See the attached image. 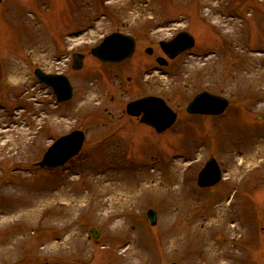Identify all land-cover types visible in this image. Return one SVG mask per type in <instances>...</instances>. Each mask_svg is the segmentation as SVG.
<instances>
[{
	"label": "rangeland",
	"instance_id": "obj_1",
	"mask_svg": "<svg viewBox=\"0 0 264 264\" xmlns=\"http://www.w3.org/2000/svg\"><path fill=\"white\" fill-rule=\"evenodd\" d=\"M182 31L194 47L157 70L158 43ZM113 32L134 38L136 49L126 62L103 65L89 51ZM74 53L84 56L79 72L70 68ZM35 68L67 76L71 100L57 103ZM201 91L228 100L222 118H187ZM143 95L177 113L166 133L122 115ZM74 130L85 135L80 154L54 172L39 169L47 147ZM210 156L222 178L200 190L197 174ZM118 170L144 192L124 213L93 195ZM139 171L147 173L141 180ZM159 179L163 192L154 197ZM226 259L264 264V0H2L0 264Z\"/></svg>",
	"mask_w": 264,
	"mask_h": 264
},
{
	"label": "water",
	"instance_id": "obj_2",
	"mask_svg": "<svg viewBox=\"0 0 264 264\" xmlns=\"http://www.w3.org/2000/svg\"><path fill=\"white\" fill-rule=\"evenodd\" d=\"M1 2V0H0ZM193 46L192 37L183 32L178 34L169 42L160 43L162 51L169 57L174 58L179 53ZM135 43L131 37L119 33L111 34L103 41L91 49V55L102 63H119L130 58L134 52ZM150 54V50H146ZM81 55L73 56V69L81 68ZM35 76L39 82L51 86L57 96L58 101H68L71 98V87L68 80L63 76H51L35 70ZM227 106V102L220 97L201 93L197 95L188 105L187 112L190 114L219 115ZM127 113L132 116H139L141 123L153 127L158 133L167 130L175 121V114L158 98L146 97L127 105ZM83 142L81 132H73L58 139L45 153L40 163L41 167L54 168L63 165L68 159L78 153ZM221 174L211 157L204 169L200 172L198 185L200 187L212 186L219 181ZM148 219L151 225L155 224V213L148 210ZM94 239L98 233L91 229Z\"/></svg>",
	"mask_w": 264,
	"mask_h": 264
},
{
	"label": "bare ground",
	"instance_id": "obj_3",
	"mask_svg": "<svg viewBox=\"0 0 264 264\" xmlns=\"http://www.w3.org/2000/svg\"><path fill=\"white\" fill-rule=\"evenodd\" d=\"M261 77L262 76H254L253 78H254L255 82H259V80H261ZM252 149H253L252 147L251 148L248 147V151H252ZM190 151L193 152V148H191ZM261 151H262V149H261ZM257 156L260 157V153H257V151L255 150V158ZM194 164H195V162L192 163V165H194ZM134 167L136 168L137 166H134ZM136 169H138V168H136ZM142 169L144 170V168H142ZM138 174H139V180H141V178L144 176V174H147V173L145 171H139ZM173 175H174V177H176L175 180H177V176L175 174H173ZM237 175L238 174H236L235 176H237ZM106 177H108L109 180H111L110 186H105L104 188L100 189V191H98V192L95 190L93 195L95 197L97 195L99 197L109 196V199H107L105 202L107 204H109L110 207L119 209L120 210L119 213H124L125 209H127L129 206L131 208V205L135 204V201H138L142 196H144L143 191L135 188V186L134 187L130 186V183L132 180L129 177V175H127L124 171L118 170V171H115V175L112 173ZM160 181L163 182V179L162 180L159 179L157 184L154 186V188L150 192V194H152L154 197H157L161 192H163L162 190L157 189L158 186H160ZM229 181H231V183H233L234 179H230ZM164 184H165L166 190H167L170 186L167 182L165 183V180H164ZM184 189L187 193L188 190L186 188H184ZM166 190H164V191H166ZM177 190H179V193H181L182 189H181V187H177ZM179 199H181V197H179ZM26 216H27V213H26ZM131 255H134V254H131ZM229 256H231L232 258H235L236 254H235V252L231 251ZM224 264H231V262H229L226 259V262Z\"/></svg>",
	"mask_w": 264,
	"mask_h": 264
},
{
	"label": "flooded vegetation",
	"instance_id": "obj_4",
	"mask_svg": "<svg viewBox=\"0 0 264 264\" xmlns=\"http://www.w3.org/2000/svg\"><path fill=\"white\" fill-rule=\"evenodd\" d=\"M161 54H162V53H161ZM163 56H164V55L162 54L161 57H163ZM156 59H158V57H157ZM155 61L157 62V60H155ZM163 63H164V62H163ZM170 63H172V61H167V63H165V65H164V67H170V66H169ZM128 81H129V79H128ZM44 88H45V87H44ZM143 96H145V95H143ZM143 96H140V97H137V98H141V97H143ZM137 98H135V99H137ZM105 111H107V110H105ZM122 115H123L125 118H127L128 120L133 119V120H136V121H137L136 118H132V117L128 116V115L125 113L124 110L122 111ZM137 122H138V121H137Z\"/></svg>",
	"mask_w": 264,
	"mask_h": 264
}]
</instances>
